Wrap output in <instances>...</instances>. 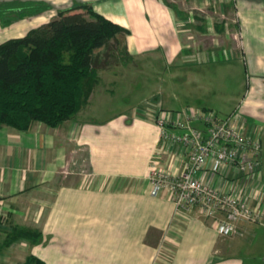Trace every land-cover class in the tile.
I'll return each instance as SVG.
<instances>
[{
	"label": "crops",
	"instance_id": "0c3cea01",
	"mask_svg": "<svg viewBox=\"0 0 264 264\" xmlns=\"http://www.w3.org/2000/svg\"><path fill=\"white\" fill-rule=\"evenodd\" d=\"M171 1L0 0V4L50 6L8 27L0 23V45L25 37L58 12L81 3L129 32L120 37L132 58L99 71V83L88 103L57 128L42 123L29 131L0 128V264H23L29 256L45 264H153L163 240L173 251L170 264H258L263 258V225L242 222L238 235L225 237L213 228L211 219L193 211L171 227L175 205L170 196L149 194L153 162L176 174L187 159L183 149L162 143L160 128L141 114H132L130 107L159 95L166 111L209 110L206 102L211 100L201 98L207 78L198 81L197 67L214 59L220 67L232 65L220 57L222 49H215L213 59L191 56L181 32L193 19L192 12L182 19L183 10ZM192 5L199 7L200 2L194 0ZM234 7L240 48L226 55L234 53L243 63L249 85L226 117L238 111L249 129H259L263 135L264 0H234ZM104 52L103 48L95 54ZM147 70L154 85L143 80ZM141 84L152 89L139 94ZM232 102L231 98L220 107ZM170 132L182 133L174 128ZM159 150L163 155L156 157ZM82 157L87 163L78 169ZM204 178L240 197L246 194L254 207L264 209V159L254 178H243L230 169L220 177L206 173ZM13 227L40 230L42 243L32 245L21 239L6 247Z\"/></svg>",
	"mask_w": 264,
	"mask_h": 264
},
{
	"label": "trees",
	"instance_id": "16d2710c",
	"mask_svg": "<svg viewBox=\"0 0 264 264\" xmlns=\"http://www.w3.org/2000/svg\"><path fill=\"white\" fill-rule=\"evenodd\" d=\"M48 10L50 6L43 2L2 3L0 23L8 27ZM127 34L91 5L77 3L25 37L1 44L0 128L29 131L35 123L57 128L73 119L99 83V71L122 58L132 61L126 48L118 47L119 37ZM103 48L104 55L95 54ZM21 239L40 245L43 236L35 228L13 227L6 247ZM23 264L45 263L29 256Z\"/></svg>",
	"mask_w": 264,
	"mask_h": 264
},
{
	"label": "built area",
	"instance_id": "2783aa9c",
	"mask_svg": "<svg viewBox=\"0 0 264 264\" xmlns=\"http://www.w3.org/2000/svg\"><path fill=\"white\" fill-rule=\"evenodd\" d=\"M132 114H141L155 123L161 130L162 143L183 149L187 159L180 173L153 162L148 175L150 196L168 194L175 205L171 227L182 222V215L193 211L211 219L213 228L225 237L238 235L242 222L264 226V209L254 207L246 194L240 197L233 190L208 184L204 178L206 173L220 177L229 169L243 178H254L261 171L260 130L249 129L238 111L225 118L213 111L191 108L170 112L163 109L161 97L155 95L139 104ZM170 128L182 133H171ZM162 155L163 150L156 153V157ZM172 255L163 240L153 264H170Z\"/></svg>",
	"mask_w": 264,
	"mask_h": 264
},
{
	"label": "rangeland",
	"instance_id": "374dc122",
	"mask_svg": "<svg viewBox=\"0 0 264 264\" xmlns=\"http://www.w3.org/2000/svg\"><path fill=\"white\" fill-rule=\"evenodd\" d=\"M196 1L200 2L199 7H194L192 5L194 0H172L171 4H177L178 7L183 10V12H181L182 19L185 18V14L188 15L189 12H192L193 19L189 20L187 24L185 23L183 25L181 32L185 46H189L190 51L192 52L191 56L195 54L196 56H199V58H207L209 55V57L213 59L215 54L214 52H216L215 49H222L224 53L220 57L224 58L225 56L229 59V61H226V64H232L230 66L225 65L226 67H220L222 65L217 64L214 59L203 66L197 67L199 68L198 70H200V72L197 73L199 74L198 81H202V79L207 78L208 82L204 88L205 94L201 97L204 98L207 96L211 100L208 102L205 101L206 107L210 108L207 111H213L216 113L218 112L217 115L219 118H225L226 114L228 115L230 113L228 111H232L237 105L235 100H241L244 97L249 85V83H247V77L245 73L246 70L243 63L238 62V60L233 57V55H235L234 53L230 54L229 57L226 55L227 52L229 53L231 50L236 48L239 50L240 48V36L237 30L238 26L236 22L234 0H195V2ZM205 2H208L207 5H205ZM202 4L205 6H202ZM186 26L188 27L186 28ZM204 31L206 33H203ZM112 47L116 48V44L114 42L112 43ZM118 47L119 50L123 49V40L121 37L119 38ZM106 52L107 51L105 50V52L102 54L104 55ZM115 62L116 63H113V65L107 70L113 69L121 63H129L123 58L120 61L117 60ZM143 73H145L143 80L151 85H154V79H152L150 76L151 72L147 70ZM207 82L205 80V83ZM218 84L219 88L216 87ZM149 88L150 90L152 89L150 86L143 87V84H141L139 87V94L140 92L150 91ZM207 90L209 92L208 95L206 92ZM118 95L119 94L116 91L115 97ZM217 97H219L221 100L219 102H213L212 100ZM231 98L233 100L231 104H229L226 108L220 107L222 103H226V101ZM134 105L135 106L132 105L130 108L135 109L139 104ZM261 140L264 159V134L261 135ZM79 162L80 166L78 169L84 168L87 163L83 157L79 160ZM259 261L260 262L258 264H264V256L262 259L260 258Z\"/></svg>",
	"mask_w": 264,
	"mask_h": 264
}]
</instances>
